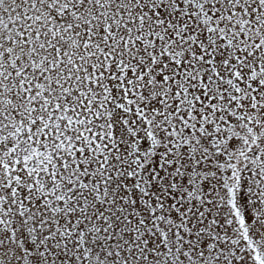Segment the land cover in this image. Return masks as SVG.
<instances>
[{"label": "snow or ice", "instance_id": "obj_1", "mask_svg": "<svg viewBox=\"0 0 264 264\" xmlns=\"http://www.w3.org/2000/svg\"><path fill=\"white\" fill-rule=\"evenodd\" d=\"M0 264H264V0H0Z\"/></svg>", "mask_w": 264, "mask_h": 264}]
</instances>
